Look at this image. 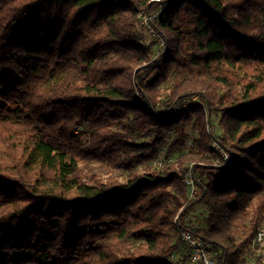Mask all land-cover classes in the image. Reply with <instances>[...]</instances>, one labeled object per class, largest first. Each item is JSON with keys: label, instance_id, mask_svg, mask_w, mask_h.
Segmentation results:
<instances>
[{"label": "trees", "instance_id": "16d2710c", "mask_svg": "<svg viewBox=\"0 0 264 264\" xmlns=\"http://www.w3.org/2000/svg\"><path fill=\"white\" fill-rule=\"evenodd\" d=\"M183 227L253 263L264 0H0V264H173Z\"/></svg>", "mask_w": 264, "mask_h": 264}, {"label": "built area", "instance_id": "2783aa9c", "mask_svg": "<svg viewBox=\"0 0 264 264\" xmlns=\"http://www.w3.org/2000/svg\"><path fill=\"white\" fill-rule=\"evenodd\" d=\"M154 19L155 16L153 14L146 12L142 14L141 21L143 24L151 27V25H153ZM216 145L219 146L218 144ZM221 153L227 165L233 163L234 156L232 153L223 150ZM185 182L191 187L190 198H194L197 190L195 188V179L192 176V167L186 172ZM181 232L189 257L186 258V254L183 251L172 253L170 255V259L172 260L173 264H183L186 260L187 264H220V251L219 249L216 250L213 248L211 241L205 239L201 234L195 233L189 228L183 227ZM249 258H252L253 263L248 264H264V228L259 229L257 235L254 237L251 244ZM257 259L259 260L257 261Z\"/></svg>", "mask_w": 264, "mask_h": 264}, {"label": "rangeland", "instance_id": "374dc122", "mask_svg": "<svg viewBox=\"0 0 264 264\" xmlns=\"http://www.w3.org/2000/svg\"><path fill=\"white\" fill-rule=\"evenodd\" d=\"M144 13H145V12H144ZM144 13H143V14H144ZM153 15L156 17L157 13H153ZM145 26L147 27V29H149V33H151L152 35H154L155 37H157L158 41L161 43L162 41H161V38H160V34L158 33V31L154 30L153 25H151V27L148 26V25H145ZM152 29H153V30H152ZM175 79H177V76H176V75L173 76V77H172V80H171L170 82H168L167 84H170V83H171L173 80H175ZM208 129L211 130V126H209ZM216 144H217V143H215L214 145L217 146ZM216 148H219V146H217ZM221 151H222V150H220V152H221ZM163 158H164V153L162 152V153L160 154V157H159L158 159H155L151 164L154 165V166H162V165H163V162H164V161H163ZM220 160H221V159H220ZM220 160H215V162L218 163ZM220 162H222V161H220ZM223 163H225V162H223ZM188 166H189V168H191V167L193 166V164L190 163ZM195 188H196L197 193H198V192H199V189L197 188V186H195ZM190 193H191V192H190ZM197 193H196V195H194V198L197 197ZM201 211H202V207H198V209L194 210V215H192L191 218H198V216H200V214H201ZM189 215H190V214H189ZM190 216H191V215H190ZM190 216H185V217H184V220L188 219ZM199 224H201V223H199Z\"/></svg>", "mask_w": 264, "mask_h": 264}]
</instances>
